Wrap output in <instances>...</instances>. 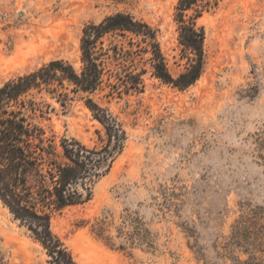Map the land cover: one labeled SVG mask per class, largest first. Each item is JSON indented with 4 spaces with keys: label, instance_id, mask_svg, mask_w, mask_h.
Segmentation results:
<instances>
[{
    "label": "rangeland",
    "instance_id": "1",
    "mask_svg": "<svg viewBox=\"0 0 264 264\" xmlns=\"http://www.w3.org/2000/svg\"><path fill=\"white\" fill-rule=\"evenodd\" d=\"M177 2L0 0V86L54 60L79 69L83 28L116 13L157 31L176 78L191 56L178 44ZM195 15L186 11L184 19ZM194 22L205 36L194 84L179 90L160 82L143 53L136 59L135 72L146 70L139 91L92 96L122 125L126 140L91 199L52 217L53 233L76 264H264V0H223L202 8ZM117 39L105 37L103 46ZM68 95L65 107L44 92L22 98L46 112L33 123L55 146L63 139L101 145L104 130L85 95ZM246 216L244 238L230 245ZM101 220L110 245L93 232ZM135 226L143 241L128 237ZM48 259L0 201V264Z\"/></svg>",
    "mask_w": 264,
    "mask_h": 264
},
{
    "label": "trees",
    "instance_id": "2",
    "mask_svg": "<svg viewBox=\"0 0 264 264\" xmlns=\"http://www.w3.org/2000/svg\"><path fill=\"white\" fill-rule=\"evenodd\" d=\"M223 0H178L175 10L177 40L190 54L186 71L174 78L156 40V30L126 13H116L98 24L86 25L80 42L79 69L62 60L50 61L37 70L0 86V201L13 220L40 244L49 264H76L70 252L53 233L51 220L64 208L89 201L94 184L105 176L121 153L126 133L122 125L98 101L97 91L115 93L139 91L145 69L137 70V57L149 54L151 75L160 82L184 90L199 78L204 62V30L195 25L202 8H216ZM201 8V9H199ZM196 12L184 19L186 11ZM120 43L103 46V38ZM51 94L65 107L68 93L85 95V107L103 127L101 145L87 147L75 139H63L55 146L33 119L44 113L40 104L22 97ZM48 107V106H47ZM264 149V139L259 140ZM248 217L237 222L230 245H239L247 231ZM128 235L143 241L139 227ZM96 237L110 245L106 222L94 229ZM229 245V246H230ZM243 264H251L243 262Z\"/></svg>",
    "mask_w": 264,
    "mask_h": 264
}]
</instances>
